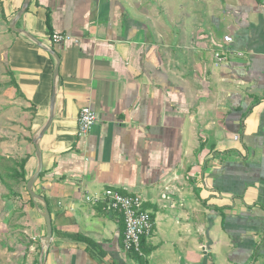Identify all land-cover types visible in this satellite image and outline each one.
<instances>
[{"label":"crops","instance_id":"1","mask_svg":"<svg viewBox=\"0 0 264 264\" xmlns=\"http://www.w3.org/2000/svg\"><path fill=\"white\" fill-rule=\"evenodd\" d=\"M24 3L0 0V211L17 216L16 264H264V0H30L19 16ZM54 92L33 186L46 246L27 186ZM86 105L97 122L80 135ZM108 188L153 214L142 259L122 214L91 201Z\"/></svg>","mask_w":264,"mask_h":264},{"label":"built area","instance_id":"2","mask_svg":"<svg viewBox=\"0 0 264 264\" xmlns=\"http://www.w3.org/2000/svg\"><path fill=\"white\" fill-rule=\"evenodd\" d=\"M70 39L69 36L55 32L52 40L55 43H63ZM226 40L230 42L231 37ZM217 63L227 61L222 53H216ZM97 122V113L90 105L84 106L79 115V134L86 135ZM238 138V136H236ZM94 204H101L106 212H119L125 222L124 249L127 252H135L143 255L142 238L149 236L155 225L153 214L144 207L145 200L138 194H125L119 189L108 188L104 190L102 196L91 197Z\"/></svg>","mask_w":264,"mask_h":264},{"label":"water","instance_id":"3","mask_svg":"<svg viewBox=\"0 0 264 264\" xmlns=\"http://www.w3.org/2000/svg\"><path fill=\"white\" fill-rule=\"evenodd\" d=\"M29 2H30V0H25L24 8L22 9V11L19 14V16H21L24 13V10L28 7ZM14 25H15V21L11 24V27L12 28H15ZM27 35L31 39L37 41L36 38L34 36H32L31 34L27 33ZM52 53L55 55V57L57 59V62H58V65H57L56 70H55V77L57 78L58 72H59L58 67H59L60 58H59V56L55 52H52ZM55 100H56V92L53 93L52 100H51V116H50L49 120L47 121V123L39 131V133H38V135L36 136V139H35V144H36V148H37V156H38V160H39V168H38V171L30 179V181L28 182V186H27L28 191L31 194V196L34 199H39L40 201H42L43 206H44V210H43L42 215L45 218L46 225H47V233H46V235L44 237V242H45V245L46 246H49L50 245L51 239H52V236H53V224H52L51 213H50V210L48 209V206H47V203L45 201V198L43 196L37 194L34 191L33 186L36 183V181L39 179V176H40L41 172L43 171V156H42L41 150L39 148L38 141H39L40 138L43 137V135L49 129V127L51 126V123L54 120V105H55ZM41 264H45L43 258H42Z\"/></svg>","mask_w":264,"mask_h":264},{"label":"rangeland","instance_id":"4","mask_svg":"<svg viewBox=\"0 0 264 264\" xmlns=\"http://www.w3.org/2000/svg\"><path fill=\"white\" fill-rule=\"evenodd\" d=\"M5 126V121L0 119V128H6ZM16 217V215H8L7 210L0 211V264H16V255L13 250L18 235V231L13 228L18 222Z\"/></svg>","mask_w":264,"mask_h":264},{"label":"trees","instance_id":"5","mask_svg":"<svg viewBox=\"0 0 264 264\" xmlns=\"http://www.w3.org/2000/svg\"><path fill=\"white\" fill-rule=\"evenodd\" d=\"M21 165H22V167H23V166H24V162H23ZM138 257L142 259V257H141V256H139V255H138Z\"/></svg>","mask_w":264,"mask_h":264}]
</instances>
